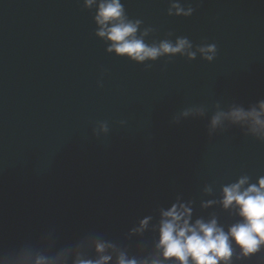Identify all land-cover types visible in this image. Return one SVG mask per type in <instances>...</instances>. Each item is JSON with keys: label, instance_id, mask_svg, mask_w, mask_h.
<instances>
[{"label": "water", "instance_id": "1", "mask_svg": "<svg viewBox=\"0 0 264 264\" xmlns=\"http://www.w3.org/2000/svg\"><path fill=\"white\" fill-rule=\"evenodd\" d=\"M170 2L121 0L146 44H192L136 62L96 35L95 4L0 0V264L95 258L80 246L90 234L150 264L160 213L177 202L191 222L215 218L225 232L242 219L222 189L264 176V141L250 117L228 114L264 102V0H179L188 16L169 15ZM230 264H264V244L248 255L234 245Z\"/></svg>", "mask_w": 264, "mask_h": 264}, {"label": "clouds", "instance_id": "2", "mask_svg": "<svg viewBox=\"0 0 264 264\" xmlns=\"http://www.w3.org/2000/svg\"><path fill=\"white\" fill-rule=\"evenodd\" d=\"M94 4V22L99 27L96 35L106 39L109 42L108 51L117 56L143 62L165 54H183L192 47L187 37H178L175 44L165 39L158 45H148L136 35L141 21L133 22L127 18L121 0H99V3L96 0H83L85 8H92ZM192 10L191 6L185 7L179 0H173L167 12L169 15L188 16ZM200 51L204 59L211 61L216 54V45H205ZM188 55L192 57L195 53L189 52ZM260 109V112H245L236 108L228 115L233 123L250 117L249 132L256 139L264 141V118H261L264 102L260 104ZM189 111L186 109L182 115L187 116ZM223 115L218 113L211 118L210 129L220 124ZM100 130L105 133L108 131L106 122H100ZM248 180L247 176H241L235 183L225 185L222 189L221 202L224 208L238 207L242 218L231 225L227 232L215 218L191 222V209L185 204L173 203L171 207L162 210L156 242L159 257L151 259L150 264H164L165 261H171V264H220L221 261L230 264L234 245L244 255L256 252L264 244V176H260L256 183L249 184ZM245 184L248 186L244 187ZM150 220L151 216L144 217L131 231L143 233ZM80 246H91L95 258H83V253L78 251L73 264H109L114 256L115 264H149L147 260L129 258L113 241L99 235H88L80 242ZM34 264H48V261L44 256H38Z\"/></svg>", "mask_w": 264, "mask_h": 264}]
</instances>
